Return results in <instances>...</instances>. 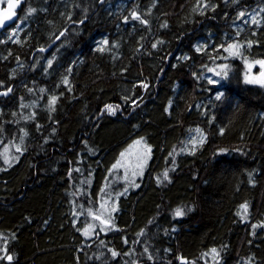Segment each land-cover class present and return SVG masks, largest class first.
<instances>
[{
    "label": "trees",
    "instance_id": "obj_1",
    "mask_svg": "<svg viewBox=\"0 0 264 264\" xmlns=\"http://www.w3.org/2000/svg\"><path fill=\"white\" fill-rule=\"evenodd\" d=\"M263 58L264 0H24L0 35V264H264ZM136 138L144 175L88 239L74 216Z\"/></svg>",
    "mask_w": 264,
    "mask_h": 264
},
{
    "label": "rangeland",
    "instance_id": "obj_2",
    "mask_svg": "<svg viewBox=\"0 0 264 264\" xmlns=\"http://www.w3.org/2000/svg\"><path fill=\"white\" fill-rule=\"evenodd\" d=\"M243 14V15H241ZM262 12L257 3L246 7L244 10L238 12L237 17L241 18L242 23L247 22H259L261 20ZM236 42H232L228 45L226 50L225 58H229L236 53ZM224 58V59H225ZM259 62L247 61L245 66V79L246 81H257L262 83L257 79V73H253L254 67L258 66ZM223 67H216L210 70V76L208 78L213 79L215 82L220 81L222 77ZM219 77V78H218ZM200 138V136H194L193 140ZM193 142V141H192ZM10 150L4 149L2 151V157L6 162L12 164L17 160ZM151 156V148L145 138H136L132 140L119 154L116 161L113 163L111 168L107 173V181L104 189L101 193L100 198L97 200L96 208L88 205L80 214L74 216L76 223L82 222L81 232L84 237L90 239L93 236H98L100 231H106L110 224V215L115 209L116 199L119 194H127V189L136 188L144 172L148 166ZM122 195V196H123ZM87 198L94 201V197L91 194L87 195ZM103 221V222H102Z\"/></svg>",
    "mask_w": 264,
    "mask_h": 264
},
{
    "label": "water",
    "instance_id": "obj_3",
    "mask_svg": "<svg viewBox=\"0 0 264 264\" xmlns=\"http://www.w3.org/2000/svg\"><path fill=\"white\" fill-rule=\"evenodd\" d=\"M1 1L2 0H0V35L17 20L18 13L24 3V0H5V3H1ZM10 5H14V7H10ZM261 61H264V58ZM262 74H264V66L259 63L257 74L259 80H264V75Z\"/></svg>",
    "mask_w": 264,
    "mask_h": 264
},
{
    "label": "snow or ice",
    "instance_id": "obj_4",
    "mask_svg": "<svg viewBox=\"0 0 264 264\" xmlns=\"http://www.w3.org/2000/svg\"><path fill=\"white\" fill-rule=\"evenodd\" d=\"M10 7H14V5H10ZM29 11L31 12V11H33V10L30 9ZM133 15L135 16V14H133ZM241 15H243V14H241ZM6 19H7V17H6ZM105 43H106V42H105ZM153 47H155V45H153ZM259 63H261V65L264 66V61H261V62H259ZM262 75H264V74H262ZM248 82L251 83V82H256V81H248ZM261 82L264 83V80H262ZM145 87H146V86H145ZM9 91H11V89H9ZM4 94L6 95L7 93H4ZM219 98H220V97H217V99H219ZM106 107L108 108V111H109V112H112V111H113V109H112L111 106H106ZM166 178H167V173H165V179H166ZM176 215H177V216H180V215H183V213H182V211L177 210ZM213 251H215V250H213ZM113 255H116V253H113ZM8 259L11 260L12 257L9 256Z\"/></svg>",
    "mask_w": 264,
    "mask_h": 264
},
{
    "label": "bare ground",
    "instance_id": "obj_5",
    "mask_svg": "<svg viewBox=\"0 0 264 264\" xmlns=\"http://www.w3.org/2000/svg\"><path fill=\"white\" fill-rule=\"evenodd\" d=\"M258 74V73H257ZM258 79V78H257ZM259 80V79H258ZM259 81H262V80H259Z\"/></svg>",
    "mask_w": 264,
    "mask_h": 264
}]
</instances>
